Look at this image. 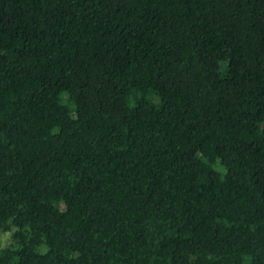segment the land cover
Masks as SVG:
<instances>
[{"label":"trees","instance_id":"obj_1","mask_svg":"<svg viewBox=\"0 0 264 264\" xmlns=\"http://www.w3.org/2000/svg\"><path fill=\"white\" fill-rule=\"evenodd\" d=\"M0 264H264V0H0Z\"/></svg>","mask_w":264,"mask_h":264},{"label":"rangeland","instance_id":"obj_2","mask_svg":"<svg viewBox=\"0 0 264 264\" xmlns=\"http://www.w3.org/2000/svg\"><path fill=\"white\" fill-rule=\"evenodd\" d=\"M5 238V235L0 234V245L4 242Z\"/></svg>","mask_w":264,"mask_h":264}]
</instances>
